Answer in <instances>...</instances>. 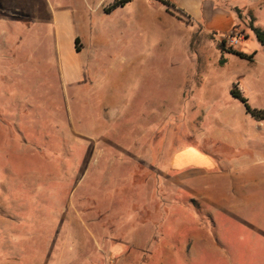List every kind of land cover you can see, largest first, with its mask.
I'll list each match as a JSON object with an SVG mask.
<instances>
[{"label": "rangeland", "instance_id": "1", "mask_svg": "<svg viewBox=\"0 0 264 264\" xmlns=\"http://www.w3.org/2000/svg\"><path fill=\"white\" fill-rule=\"evenodd\" d=\"M113 1L0 0V264H264V184L250 204L232 194L212 209L173 163L187 147L242 156L241 171L264 183V120L231 93L264 108V46L251 28L264 29V0H229L236 26L196 36L205 78L181 20L165 34L156 22L160 1H132L121 8L130 16L107 13ZM103 18L124 23L126 40L98 56ZM85 21L92 35L75 52Z\"/></svg>", "mask_w": 264, "mask_h": 264}, {"label": "crops", "instance_id": "2", "mask_svg": "<svg viewBox=\"0 0 264 264\" xmlns=\"http://www.w3.org/2000/svg\"><path fill=\"white\" fill-rule=\"evenodd\" d=\"M169 1H171L176 6L178 12L176 11V13H172L168 9L162 10L160 11L161 19L156 22L165 30L171 27V19L177 18L181 20L185 27H187L183 37L185 40L184 43H188L190 49H192V45L195 46L196 53L199 57H197V62L194 64L196 73H198L197 75L200 74L203 78L210 77V59L208 58L207 54L205 55V53H203V50L205 51V49H203L202 44L197 41L196 36L199 34V36L203 37L204 35L207 37L210 33H215L219 36L220 33H228V31L236 26L238 22V17L235 11L230 5L229 0ZM135 2L136 0H133V5ZM161 4V6H165L167 8L166 5L163 3ZM103 5L104 4L101 6ZM126 6L127 4L124 7ZM119 8L116 9V12L128 14V16H130V12L122 11L121 8L123 7ZM137 16L147 19L148 12L146 9H143L138 12ZM102 23H106L104 24V28L98 27L95 32V39H92L96 46L95 50L98 53L96 55L98 56L102 55V48L109 46L110 41L112 42L111 44L114 45L117 44V40L120 42L126 40L124 38V23L115 25L108 18H103ZM89 25L88 22L85 21L84 25L81 26L82 28L80 33L76 32L72 35L71 49L73 51L78 52L76 50L75 43L77 37L83 38L84 36L92 35V27ZM167 32L168 30H165L164 34ZM115 34L118 36L115 37ZM110 36H114V39L110 40ZM81 65L83 66L84 64ZM223 111L228 112L226 109H223ZM246 113L251 115L247 112V110ZM224 139L227 141L228 137L226 136ZM239 141V145L245 144L243 136H240ZM241 161L242 156L233 160L221 159L219 163L207 152L196 149L195 147L179 149L173 159L174 166L177 170H186L188 173V192L194 199H200L204 202V204H208L207 206H209V204L213 205L214 207H212V209H220L223 208L224 205H231L230 201L232 199V194H236V197L238 199L240 198L241 202L248 201L249 204L257 198L255 188H257V186L260 187V185L264 183H261V180H256L254 176L249 175L248 173H243L241 171ZM223 163L225 170L221 169V167H223ZM232 165L233 170H230L229 168ZM200 178H202V184H199ZM228 178H230V183L225 181V179ZM249 190L254 191L250 192ZM208 239L209 238L206 239V242ZM195 241L196 239L193 237L192 242ZM202 247H199L197 244L193 245L190 253Z\"/></svg>", "mask_w": 264, "mask_h": 264}, {"label": "trees", "instance_id": "3", "mask_svg": "<svg viewBox=\"0 0 264 264\" xmlns=\"http://www.w3.org/2000/svg\"><path fill=\"white\" fill-rule=\"evenodd\" d=\"M133 0H114L109 6L105 7V11L107 13H111L112 11L116 10L119 7H124L126 4H128L129 2H132ZM161 3H163L164 5L167 6L168 10L172 13H175L173 11H171V8H176V6L169 0H158ZM253 29V31L255 32L257 39L259 40V42L264 46V29L261 27H257L255 25H252L251 27ZM80 38L77 37L75 40L76 43V50L79 52L81 51L80 45ZM225 44L226 41H222L221 43V50L222 52H224L226 50L225 48ZM229 53L235 54L241 58H245L248 60H253L254 59V54H247L244 53L242 51L230 48L227 50ZM226 62L225 57H221L220 59V64H224ZM231 93L234 97L240 99L242 102H244L245 106H246V110L248 113H250L254 118H256L257 120H264V108L263 109H258V108H254L252 107L249 102H248V98L243 94V92L240 89H237L236 85L231 89Z\"/></svg>", "mask_w": 264, "mask_h": 264}, {"label": "built area", "instance_id": "4", "mask_svg": "<svg viewBox=\"0 0 264 264\" xmlns=\"http://www.w3.org/2000/svg\"><path fill=\"white\" fill-rule=\"evenodd\" d=\"M240 37L237 35L231 36L229 39L228 44L232 47H235L236 45H238L240 43Z\"/></svg>", "mask_w": 264, "mask_h": 264}]
</instances>
